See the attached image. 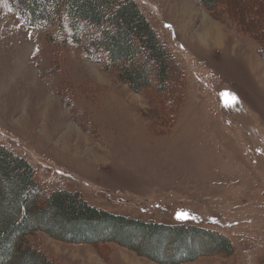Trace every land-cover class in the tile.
Here are the masks:
<instances>
[{"label": "rangeland", "instance_id": "obj_1", "mask_svg": "<svg viewBox=\"0 0 264 264\" xmlns=\"http://www.w3.org/2000/svg\"><path fill=\"white\" fill-rule=\"evenodd\" d=\"M135 1L174 58L171 90L120 81L103 50L85 49L91 25H29L0 0V143L44 192L204 232L104 223L81 229L88 242L30 240L54 264H264V0Z\"/></svg>", "mask_w": 264, "mask_h": 264}, {"label": "trees", "instance_id": "obj_2", "mask_svg": "<svg viewBox=\"0 0 264 264\" xmlns=\"http://www.w3.org/2000/svg\"><path fill=\"white\" fill-rule=\"evenodd\" d=\"M202 1L211 9L219 0ZM9 2L14 12L29 25L60 24L62 16L67 17L69 27L76 32L80 31L81 22L91 25L98 35L92 37L85 48L88 54L91 55L93 50H103L108 66H113L118 71V79L127 83L132 90L142 91L149 87L151 80L157 82L160 91H165L168 86L172 89L169 81L172 74L169 71L171 59L174 58L135 0ZM246 8L242 7L243 16L248 14ZM214 12L216 15L221 14ZM262 16L264 17L263 14ZM244 27L252 29L247 23ZM254 28L259 32L253 33L254 38L264 43V27L259 25ZM243 29L248 32L246 28ZM76 40L80 42L81 39ZM104 223L142 229L147 233L164 230L184 236L190 230L204 232L193 226L183 228L177 225L170 228L160 223L117 216L90 205L79 191L50 189L44 192L29 162L0 143V264H54L30 240L37 232L63 241L83 239L88 242L86 238H82L86 233L81 229ZM206 234L227 244L225 247L229 248L227 238L219 234ZM185 254L181 256L184 257ZM148 256L154 258L150 253Z\"/></svg>", "mask_w": 264, "mask_h": 264}, {"label": "snow or ice", "instance_id": "obj_3", "mask_svg": "<svg viewBox=\"0 0 264 264\" xmlns=\"http://www.w3.org/2000/svg\"><path fill=\"white\" fill-rule=\"evenodd\" d=\"M233 100H235L234 97H233ZM178 218H181V219L186 218V214H179V215H178Z\"/></svg>", "mask_w": 264, "mask_h": 264}, {"label": "crops", "instance_id": "obj_4", "mask_svg": "<svg viewBox=\"0 0 264 264\" xmlns=\"http://www.w3.org/2000/svg\"><path fill=\"white\" fill-rule=\"evenodd\" d=\"M213 40H214L215 43H221V41H217V40H215V39H213Z\"/></svg>", "mask_w": 264, "mask_h": 264}]
</instances>
